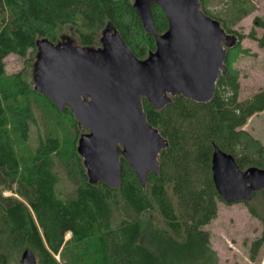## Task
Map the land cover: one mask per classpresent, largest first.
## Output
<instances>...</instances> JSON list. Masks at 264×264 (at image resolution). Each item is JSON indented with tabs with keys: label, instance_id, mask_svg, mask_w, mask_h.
<instances>
[{
	"label": "trees",
	"instance_id": "16d2710c",
	"mask_svg": "<svg viewBox=\"0 0 264 264\" xmlns=\"http://www.w3.org/2000/svg\"><path fill=\"white\" fill-rule=\"evenodd\" d=\"M134 1L0 0V264H20L24 249L34 264H219L204 229L226 204L212 182L213 150L231 155L241 170H264V145L243 129L264 110V88L241 98L236 67L251 56L243 38L264 50V15L253 17L246 35L235 30L256 9L252 0H197L225 34L224 72L206 102L176 93L155 108L140 96L147 123L165 141L157 171H146L142 182L120 145L118 183L93 180L77 150L86 129L69 106L58 108L33 88L24 68L5 71L8 55L32 64L39 41L55 45L64 37L93 53L107 44L104 34L113 35L147 60L169 26L151 2L154 31H146ZM238 203L261 225L248 251L256 262L264 247V187Z\"/></svg>",
	"mask_w": 264,
	"mask_h": 264
},
{
	"label": "water",
	"instance_id": "95a60500",
	"mask_svg": "<svg viewBox=\"0 0 264 264\" xmlns=\"http://www.w3.org/2000/svg\"><path fill=\"white\" fill-rule=\"evenodd\" d=\"M151 2L160 6L169 28L157 38L156 51L145 61H139L120 38L109 34L103 35L107 41L103 49L85 51L87 55H76L71 48L63 51L47 40L37 43L38 89L58 108L67 104L79 124L89 130L80 137L77 150L83 155L89 176L111 186L118 183V145L139 181L146 171L158 169L157 155L165 141L147 123L140 96L159 108L168 98L159 97L157 88L167 85L169 94L206 102L213 95L218 75L224 72L225 50L214 33L222 30L199 10L197 0H135L134 9L144 29L153 32ZM108 48L114 51H106ZM163 71L168 73V80ZM80 90L94 99L82 105ZM80 114L85 115L86 122ZM211 175L218 196L226 204L249 201L253 192L264 187L263 169L241 170L231 155L216 147ZM19 261L34 264V255L24 249Z\"/></svg>",
	"mask_w": 264,
	"mask_h": 264
},
{
	"label": "rangeland",
	"instance_id": "374dc122",
	"mask_svg": "<svg viewBox=\"0 0 264 264\" xmlns=\"http://www.w3.org/2000/svg\"><path fill=\"white\" fill-rule=\"evenodd\" d=\"M209 1L212 6L221 3V0ZM252 3L256 9L235 26V30L243 35H246L252 28V19L254 16L264 15V0H252ZM214 33L220 40L225 39V34L220 30ZM226 39L228 40L227 43L234 42L235 40L230 37H226ZM240 45L248 49L251 53V56L240 57L236 63L240 74V97L243 98L256 92L260 88H264V50L259 49L256 43L249 38H243L240 41ZM57 46L63 51L71 48L76 55H87L82 48L75 45L68 37L61 38ZM92 50H88L87 52H91ZM106 51H114V49L108 48ZM101 54H96V57H100ZM4 64L6 73L14 74L24 68L25 78L32 84L33 88H38L39 75L35 57L32 64L24 65V59L10 54L4 59ZM163 74L165 79L168 80V73L163 71ZM157 91L160 95L159 97H164L169 94L170 90L169 86L163 85L158 87ZM93 99V95L88 93L83 95L81 94V90L79 91V101L82 105L88 104ZM79 116L86 122L84 114H80ZM85 129L86 132L83 133H90L87 128ZM243 129L249 131L254 138L258 139L264 145V110L250 118ZM204 229L210 233V245L218 257L219 264H264V247L261 249L256 262L249 260V244L260 235L261 225L258 220L250 217L243 204H218L216 219L211 221Z\"/></svg>",
	"mask_w": 264,
	"mask_h": 264
}]
</instances>
